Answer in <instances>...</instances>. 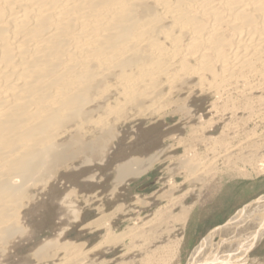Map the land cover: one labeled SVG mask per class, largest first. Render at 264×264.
<instances>
[{
    "label": "bare ground",
    "instance_id": "6f19581e",
    "mask_svg": "<svg viewBox=\"0 0 264 264\" xmlns=\"http://www.w3.org/2000/svg\"><path fill=\"white\" fill-rule=\"evenodd\" d=\"M171 119L162 147L133 140ZM165 163V192L92 221L105 231L90 251L66 242L70 224L58 238L27 226L88 167L106 174L85 182L110 179L115 196ZM263 176L264 0H0V264L29 245L35 264H264V195L182 255L226 184ZM74 198L57 199L78 222Z\"/></svg>",
    "mask_w": 264,
    "mask_h": 264
},
{
    "label": "rangeland",
    "instance_id": "374dc122",
    "mask_svg": "<svg viewBox=\"0 0 264 264\" xmlns=\"http://www.w3.org/2000/svg\"><path fill=\"white\" fill-rule=\"evenodd\" d=\"M202 102H204V100ZM208 103L209 102L206 101L205 105L203 103V108L205 107V111L208 107ZM177 121V119H171L165 124L156 125L153 127L150 124H146V126H144L145 128H140L139 137L133 138V140L137 141V143H141V141L142 143L145 141L153 142L152 145L155 148L153 150H156L157 148L162 147L165 143L170 142V138L176 133V131L171 128L174 127ZM140 137L142 139H140ZM166 167L167 163L162 166H158L150 174L132 183L130 187H122L120 193L118 192L115 196L110 195V179H101L103 182L102 185H98V182L94 181V179L89 182H85L84 179L95 173L98 174L97 176H99V178H103V175L106 174V171L99 170L96 172L97 169L95 170L91 167H88L85 171H82L81 174L79 173L73 176H77L76 178L78 181L73 180L72 182L74 183L71 184L64 183V186H60V184L54 188V190H57V195L52 196L49 202H43L36 205L37 207H34L35 210L30 214L31 216L29 215L28 217L29 223L27 226L33 230L32 234L34 237L39 234L38 236H45V238L55 236L58 238L57 235L59 232H61L62 229L66 228L70 224L68 230L69 232L65 236L66 242H72L76 244L86 243L84 251H90L101 241L103 236L102 234L105 230L99 229L100 231H97V228H99L97 224H93L92 226H89V224L96 219L101 217L107 218V216L113 214L114 215L110 217L115 218L114 210L116 209V205L122 203L123 201H125L130 207L134 208L137 196H150L154 193L161 195L163 192H165L163 191L165 186L163 185L162 180L171 176L170 171L167 170ZM70 176H72V174H68L67 177ZM255 181V183L244 182L242 184H238L241 182L239 181L237 183L232 182L231 184H226V187L223 188V191L225 189L231 191L229 193H224L225 195L219 196L216 201L208 206V210L202 212L203 214L200 212L198 216H194L187 230L186 241L182 249L184 260H186L191 254V250L198 247L211 231L213 232V230L217 229L216 227L224 225L226 222L232 219L240 209L250 204L251 201L264 195V176L261 178V180L256 179ZM174 183H177L178 185L183 184V176L176 174L174 176ZM88 184L92 186L91 190H88V187L84 188ZM236 184L238 185V192L233 194L232 191L235 189L233 186ZM251 184L253 185L250 186ZM73 192L75 197L74 201H77L78 205L83 208L81 211V220L78 222H73L71 220L67 221L64 219L63 210L58 204L59 200L67 193L71 194ZM214 199L215 198H213V200ZM165 205L166 204L164 201L160 202V206ZM155 208L156 207H154L152 210H146L141 216L145 217L149 214H154V211L156 210ZM37 210L38 212H36ZM132 214V212H129L125 215H119L121 217L119 220L115 219V228L117 232L122 233L124 229L130 224L129 220L133 217ZM262 245L263 246L260 248V250L252 254H256L264 258V243ZM23 247L24 246H19V253H16V251L12 253L10 259L11 264H35L31 256L33 254L34 246L31 247L29 245L25 246L24 248ZM123 252L124 251L122 249H118L115 251V255L112 257H119L123 254ZM178 252V254H181L180 249H178ZM93 257L94 256L91 258ZM186 262L184 263L186 264Z\"/></svg>",
    "mask_w": 264,
    "mask_h": 264
}]
</instances>
